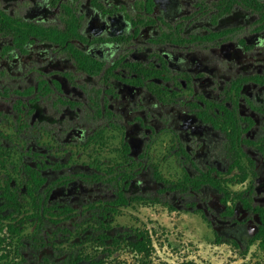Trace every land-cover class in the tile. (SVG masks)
I'll list each match as a JSON object with an SVG mask.
<instances>
[{
  "label": "flooded vegetation",
  "instance_id": "obj_1",
  "mask_svg": "<svg viewBox=\"0 0 264 264\" xmlns=\"http://www.w3.org/2000/svg\"><path fill=\"white\" fill-rule=\"evenodd\" d=\"M176 210L261 247L264 0H0V264H174Z\"/></svg>",
  "mask_w": 264,
  "mask_h": 264
},
{
  "label": "rangeland",
  "instance_id": "obj_2",
  "mask_svg": "<svg viewBox=\"0 0 264 264\" xmlns=\"http://www.w3.org/2000/svg\"><path fill=\"white\" fill-rule=\"evenodd\" d=\"M162 214H166L164 218L160 215L165 224H160V227L170 230L173 243V247H160L161 257L165 261L174 264H264V249L258 241L244 248L223 241L216 242L212 230L200 215L177 210L172 214ZM168 251H173V255H168ZM137 259L123 254L115 264H134Z\"/></svg>",
  "mask_w": 264,
  "mask_h": 264
},
{
  "label": "trees",
  "instance_id": "obj_3",
  "mask_svg": "<svg viewBox=\"0 0 264 264\" xmlns=\"http://www.w3.org/2000/svg\"><path fill=\"white\" fill-rule=\"evenodd\" d=\"M256 238H260L261 239V242H260V244H261V248H263L264 249V234L263 235H258ZM135 248H137V249H139L140 251H146L147 253L149 252V250H150V247H135ZM191 264H198V263H196V262H193V263H191Z\"/></svg>",
  "mask_w": 264,
  "mask_h": 264
}]
</instances>
